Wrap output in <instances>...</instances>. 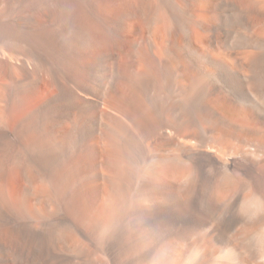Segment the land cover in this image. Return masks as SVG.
Listing matches in <instances>:
<instances>
[{
    "label": "bare ground",
    "instance_id": "obj_1",
    "mask_svg": "<svg viewBox=\"0 0 264 264\" xmlns=\"http://www.w3.org/2000/svg\"><path fill=\"white\" fill-rule=\"evenodd\" d=\"M0 264H264V0H0Z\"/></svg>",
    "mask_w": 264,
    "mask_h": 264
}]
</instances>
